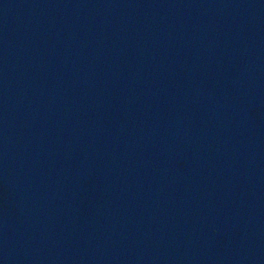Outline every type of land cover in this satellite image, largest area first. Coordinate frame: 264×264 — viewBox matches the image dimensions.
<instances>
[{"label":"water","instance_id":"obj_1","mask_svg":"<svg viewBox=\"0 0 264 264\" xmlns=\"http://www.w3.org/2000/svg\"><path fill=\"white\" fill-rule=\"evenodd\" d=\"M0 264H264V0H0Z\"/></svg>","mask_w":264,"mask_h":264}]
</instances>
